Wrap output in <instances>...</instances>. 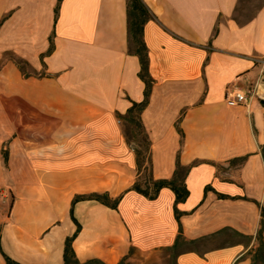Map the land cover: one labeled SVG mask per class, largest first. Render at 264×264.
Segmentation results:
<instances>
[{"label":"crops","instance_id":"crops-1","mask_svg":"<svg viewBox=\"0 0 264 264\" xmlns=\"http://www.w3.org/2000/svg\"><path fill=\"white\" fill-rule=\"evenodd\" d=\"M143 1L153 14L143 32L153 84L141 120L155 179H170L178 160L191 166L179 220L170 188L155 199L131 189L138 166L123 116L145 84L128 50L126 0H0V245L21 264H62L76 232L81 262H161L180 227L198 243L177 264L254 262L264 209V0ZM233 83L257 94L230 104ZM92 192L120 197L117 208L73 202Z\"/></svg>","mask_w":264,"mask_h":264},{"label":"trees","instance_id":"trees-1","mask_svg":"<svg viewBox=\"0 0 264 264\" xmlns=\"http://www.w3.org/2000/svg\"><path fill=\"white\" fill-rule=\"evenodd\" d=\"M126 4L129 45L128 50L130 53L136 54L138 56L140 62V70L138 74L145 84L144 99L140 102H133L130 108L128 109L127 113L123 116V118L130 125V129H128L127 131L128 142L136 153V162L138 166V177L133 183L131 189L136 190L137 192L148 197L149 199H155L162 188H170L175 195L174 213L176 218L179 220L180 216L182 215V212L178 209V204L180 202L185 201L189 196V189L186 185V176L191 166L181 165L178 160L176 163V169L174 171V174L170 179H155L152 175L151 158L149 155L150 140L142 123L141 113L148 104L149 95L153 84V78L151 77L149 71L150 60L148 55V49L143 38L144 26L146 22L153 17V14L150 8L145 4L143 0H126ZM24 65L25 63L22 62V67ZM262 104L264 105V101H262ZM261 153L264 158V145L261 148ZM244 159V157L237 158L234 160V162H241ZM209 188L210 186H207L205 189L207 190ZM219 195L222 197L224 196L222 194ZM85 199L97 200L111 208H117L118 203L120 201V197L113 198L109 195L108 192H92L88 194L76 195L73 199V202ZM263 227L264 209L262 210L261 225L256 236L259 240V246L254 262H252L251 264H255V260H259L262 264H264V241L262 238ZM79 228L80 225L78 224V229ZM222 233L228 234L229 236L233 237H242V234H240L239 232L232 231L227 228L222 230ZM74 235L66 239L64 248V262L62 264H106L98 259H90L85 262H81L76 257V254L72 247V240ZM197 243V240L187 241L184 238L182 234V229L180 227L174 245L168 248L172 263L177 264L175 258L180 250H182L183 248L195 247ZM0 250L5 259V264H21L10 258L7 254H5L2 251L1 245ZM131 251H133V248ZM118 264H130V262H128L126 256Z\"/></svg>","mask_w":264,"mask_h":264},{"label":"built area","instance_id":"built-area-1","mask_svg":"<svg viewBox=\"0 0 264 264\" xmlns=\"http://www.w3.org/2000/svg\"><path fill=\"white\" fill-rule=\"evenodd\" d=\"M257 61L262 65L264 75V58L260 57ZM256 86L242 88L238 84L229 85L226 91V101L230 104H246L256 95Z\"/></svg>","mask_w":264,"mask_h":264},{"label":"rangeland","instance_id":"rangeland-1","mask_svg":"<svg viewBox=\"0 0 264 264\" xmlns=\"http://www.w3.org/2000/svg\"><path fill=\"white\" fill-rule=\"evenodd\" d=\"M241 7H242V5L240 6V9H241ZM245 8V7H244ZM243 8V9H244ZM247 8H249V7H246V9ZM240 17H242V16H240ZM243 17H244V15H243ZM229 237H233V236H229ZM233 238H235V239H242V240H247V239H245L244 237H233ZM146 264H173L172 263V260H171V257L169 256L168 258H166V259H164V260H162L161 262H153V263H146Z\"/></svg>","mask_w":264,"mask_h":264}]
</instances>
